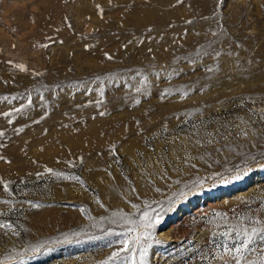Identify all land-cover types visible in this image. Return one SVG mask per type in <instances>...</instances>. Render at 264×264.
Returning <instances> with one entry per match:
<instances>
[{"label": "rangeland", "instance_id": "1", "mask_svg": "<svg viewBox=\"0 0 264 264\" xmlns=\"http://www.w3.org/2000/svg\"><path fill=\"white\" fill-rule=\"evenodd\" d=\"M0 133V264H224L264 219V0H0Z\"/></svg>", "mask_w": 264, "mask_h": 264}, {"label": "snow or ice", "instance_id": "2", "mask_svg": "<svg viewBox=\"0 0 264 264\" xmlns=\"http://www.w3.org/2000/svg\"><path fill=\"white\" fill-rule=\"evenodd\" d=\"M216 35V33H213ZM215 55L218 57L220 55L219 52H215ZM110 58V57H109ZM211 72L213 69L209 67L207 69ZM3 133H0L2 136ZM38 207V206H34ZM145 226L151 222L150 219L147 218V214L145 213ZM6 227L3 224H0V228ZM11 228V226H7ZM232 238L233 243L229 245L222 246V253L220 256L221 260H224V264H257V260L251 259V255L254 252L260 253L259 255V264H264V249H253L252 245L254 241L259 240L264 242V219L261 220H251L248 222V226L242 228L240 230L233 229L232 230ZM125 245L127 244V240L123 241ZM140 257L139 264H144L146 250L141 248L138 253ZM119 253H114L113 258L118 257ZM225 257L227 259L225 260Z\"/></svg>", "mask_w": 264, "mask_h": 264}]
</instances>
